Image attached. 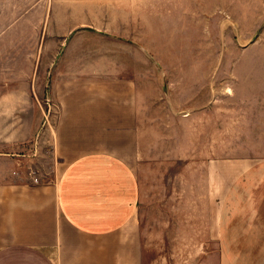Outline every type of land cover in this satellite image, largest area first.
<instances>
[{
  "label": "rangeland",
  "instance_id": "374dc122",
  "mask_svg": "<svg viewBox=\"0 0 264 264\" xmlns=\"http://www.w3.org/2000/svg\"><path fill=\"white\" fill-rule=\"evenodd\" d=\"M48 5L44 18L46 4L0 6V146L11 144L0 147V189L19 188L17 224L38 223L40 202L42 221L61 229L53 187L95 150L136 168L146 212L182 209L167 193L181 196L196 162L225 171V160L260 157L264 0Z\"/></svg>",
  "mask_w": 264,
  "mask_h": 264
},
{
  "label": "crops",
  "instance_id": "0c3cea01",
  "mask_svg": "<svg viewBox=\"0 0 264 264\" xmlns=\"http://www.w3.org/2000/svg\"><path fill=\"white\" fill-rule=\"evenodd\" d=\"M50 1L59 0H0V6L46 4L44 18ZM8 116L0 112L1 126ZM262 151L259 158L223 161L225 171L218 161L196 162L195 171L180 177L181 196L167 193L182 209L167 212L143 211L142 180L123 155L83 154L53 187L62 230L42 221L40 202L32 204L38 223L17 224L19 188L7 184L0 189V264H264Z\"/></svg>",
  "mask_w": 264,
  "mask_h": 264
}]
</instances>
